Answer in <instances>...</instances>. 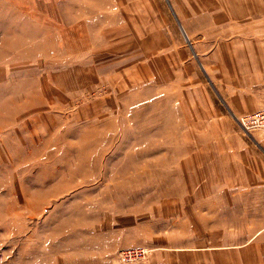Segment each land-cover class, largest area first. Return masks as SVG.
Returning a JSON list of instances; mask_svg holds the SVG:
<instances>
[{"label":"rangeland","instance_id":"rangeland-1","mask_svg":"<svg viewBox=\"0 0 264 264\" xmlns=\"http://www.w3.org/2000/svg\"><path fill=\"white\" fill-rule=\"evenodd\" d=\"M141 1L0 0V264H264V229L226 226L194 176V5Z\"/></svg>","mask_w":264,"mask_h":264},{"label":"crops","instance_id":"crops-1","mask_svg":"<svg viewBox=\"0 0 264 264\" xmlns=\"http://www.w3.org/2000/svg\"><path fill=\"white\" fill-rule=\"evenodd\" d=\"M169 1L194 5L192 14L179 8L181 15L175 13L176 18L186 22V37H199L206 47H194L193 51L209 53L213 89L209 121H199L197 126L198 133L210 134V138L196 142L200 145L192 155L197 162L194 176L200 173L203 180L216 181L212 185L222 187L211 193L216 201L213 199L210 206H217L219 217L226 216V226L260 231L264 229V132L256 129L246 133L239 118L264 108V0ZM141 3L149 4L150 0ZM130 4L139 3L130 0ZM208 212L202 207L197 210L199 221H209ZM250 220L263 222L252 226Z\"/></svg>","mask_w":264,"mask_h":264},{"label":"built area","instance_id":"built-area-1","mask_svg":"<svg viewBox=\"0 0 264 264\" xmlns=\"http://www.w3.org/2000/svg\"><path fill=\"white\" fill-rule=\"evenodd\" d=\"M240 125L246 133L253 129L264 132V108H258L239 118Z\"/></svg>","mask_w":264,"mask_h":264}]
</instances>
